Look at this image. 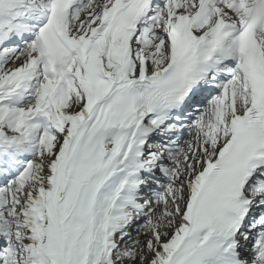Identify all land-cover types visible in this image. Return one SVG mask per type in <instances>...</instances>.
Returning <instances> with one entry per match:
<instances>
[{"label": "snow or ice", "instance_id": "1", "mask_svg": "<svg viewBox=\"0 0 264 264\" xmlns=\"http://www.w3.org/2000/svg\"><path fill=\"white\" fill-rule=\"evenodd\" d=\"M0 264H264V0H0Z\"/></svg>", "mask_w": 264, "mask_h": 264}]
</instances>
